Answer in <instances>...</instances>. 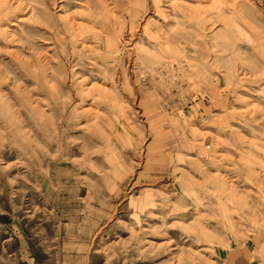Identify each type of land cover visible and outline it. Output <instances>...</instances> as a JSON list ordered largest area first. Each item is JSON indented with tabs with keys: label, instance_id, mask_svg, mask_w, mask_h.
Here are the masks:
<instances>
[{
	"label": "rangeland",
	"instance_id": "374dc122",
	"mask_svg": "<svg viewBox=\"0 0 264 264\" xmlns=\"http://www.w3.org/2000/svg\"><path fill=\"white\" fill-rule=\"evenodd\" d=\"M0 264H264V0H0Z\"/></svg>",
	"mask_w": 264,
	"mask_h": 264
}]
</instances>
